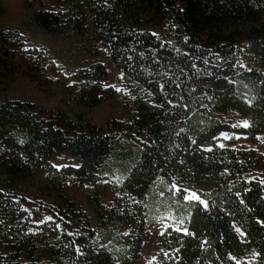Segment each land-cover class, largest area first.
I'll return each mask as SVG.
<instances>
[{"label": "trees", "instance_id": "trees-1", "mask_svg": "<svg viewBox=\"0 0 264 264\" xmlns=\"http://www.w3.org/2000/svg\"><path fill=\"white\" fill-rule=\"evenodd\" d=\"M56 3L35 9V24L109 57L130 113L99 126L0 100V264H135L151 224L166 227L152 264H264V182L250 176L263 155L219 144L222 133L264 136V0ZM110 78L93 62L69 94L88 107L115 99ZM34 171L110 189L112 201L96 200L94 221L32 200L19 181Z\"/></svg>", "mask_w": 264, "mask_h": 264}, {"label": "rangeland", "instance_id": "rangeland-1", "mask_svg": "<svg viewBox=\"0 0 264 264\" xmlns=\"http://www.w3.org/2000/svg\"><path fill=\"white\" fill-rule=\"evenodd\" d=\"M44 3L57 7L56 0H0V31H12L19 36L15 41L6 37L5 42L0 37V100L8 98L34 102L44 110L64 109L73 119L81 116L99 126H104L106 121L113 118L127 119L130 112L123 98L127 84L121 78L119 70L104 53L95 54L90 41L56 36L39 28L35 24L33 13ZM17 42H20L21 47ZM32 49H37L41 58L36 54L29 57ZM96 61L106 63L111 71L110 83L117 85L121 95L115 99H106L97 106H83L69 94V85L74 81L76 70ZM223 134L229 138L225 139L221 134L219 144L228 143L234 148H253L263 155L262 161L251 170L250 176L264 182V136L248 138L242 134ZM19 188L32 200L55 206L71 203L74 209H80L94 221L97 220L94 212L96 200L107 206L114 195L110 189L96 192L94 186L70 183L61 187L53 186L46 183L45 173L38 171L22 178ZM50 218L53 217L45 215V220ZM75 220L73 218L72 222L75 223ZM165 228L163 224L147 226L140 258L135 264H152L156 258V238Z\"/></svg>", "mask_w": 264, "mask_h": 264}, {"label": "snow or ice", "instance_id": "snow-or-ice-1", "mask_svg": "<svg viewBox=\"0 0 264 264\" xmlns=\"http://www.w3.org/2000/svg\"><path fill=\"white\" fill-rule=\"evenodd\" d=\"M242 126L243 127H248V123L245 121ZM222 135L224 136L225 139H228L229 138L226 134H223L222 133ZM221 147H223V145H221ZM192 198L198 199V197H196L195 193L192 194Z\"/></svg>", "mask_w": 264, "mask_h": 264}]
</instances>
